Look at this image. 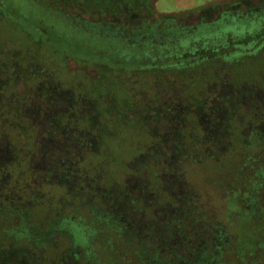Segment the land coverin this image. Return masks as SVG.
Instances as JSON below:
<instances>
[{"label": "rangeland", "instance_id": "1", "mask_svg": "<svg viewBox=\"0 0 264 264\" xmlns=\"http://www.w3.org/2000/svg\"><path fill=\"white\" fill-rule=\"evenodd\" d=\"M92 1L75 0L72 2L73 6L67 7V10L62 14V11L57 8V6H61L62 0H0V20L4 18V21L9 22L6 23V26L0 22V52L8 51L16 46V49L20 52L23 49L26 50L33 47L37 53H45L42 63L48 70L55 71L58 68L57 64L59 66L62 64L67 66V70L62 68V72L64 73V76L61 78L62 80L65 75H69V71L75 73V77L69 79L70 83H64V89L67 88L66 94L69 98L64 105H54L52 108H48L49 101L44 100L42 84H38L37 88L30 89L24 79L20 80V83L14 86L15 88L5 92V102L3 104L0 102L1 111L4 106L14 103L12 101L13 97L18 96L22 98V100H19L21 101L22 111L30 116V126L28 129L35 127V130L39 133L38 139L41 142L39 155L32 160L33 163H45L47 161L44 145H46L47 141L45 132L50 127L48 125L50 115L69 112L68 110L72 108L71 117L68 118V120H71H69L71 123H68L70 126L69 131L72 135L70 140H73L75 136L73 133L86 132L87 127H82V124L79 125L78 121L81 118L84 120L85 113L93 110L94 103L92 99L95 96L91 94L88 101H83L76 98L77 94H74V89L87 87L85 84L87 82L86 76H94L90 67L94 66V69L99 68L107 72V79L111 78V80L119 79L116 77L119 73H129L128 71H130L132 77L134 76L139 81L138 86L140 89L145 88L148 91L146 86L148 80L154 84L157 81H163L166 78V73L181 67L186 62L184 59L187 58H184L179 60L181 64L176 63L173 57L178 54L172 50L165 52L168 59L164 61L155 60L158 58L155 52L151 51V47L143 42L139 45H127L128 43L118 37L111 38L104 36V32H108L109 30L101 27V24H98L96 19H93L92 14L89 12ZM66 6L69 5H63V7ZM153 10L154 19L157 20H181L182 17L186 19V21L184 20L185 24L180 28L168 26L166 32L163 34L164 39L161 38L171 45L174 43L175 48L179 45L183 46L186 48L184 52L191 50L189 51L191 53L195 49L208 48L207 44L205 45L202 42L205 38L210 39V41L216 44L224 43L225 45H229L228 47L230 48H237L238 46L248 48L249 46L264 43V35L262 38L255 40H248L250 38L245 39L246 35L252 33L255 28L249 20L254 16V19L257 20L264 13V0H153ZM227 11H230L231 14L232 12L236 14L224 16L222 12L225 13ZM221 13L223 16L219 20ZM62 15L72 18L73 22L70 23L69 21L62 20ZM236 15L238 17L241 15L249 16V20H247L249 22L246 25L239 24L238 20L233 19ZM79 20L84 21L83 25H87L88 23L86 29L80 27L81 21ZM195 20H198L197 22L200 23L197 25L198 27L193 25ZM151 34L149 35H154V33ZM180 34L184 38L177 41V37ZM12 39H15V42ZM22 40H24V46H21ZM192 41L195 43L190 47ZM152 45H155L158 49L163 46L158 44ZM251 51L249 52L257 54L258 48L255 47ZM152 52L154 58L150 60L147 56L152 55ZM57 53L59 56H67L65 57V63L64 61L58 63L60 57L57 56ZM157 54L162 55L160 53ZM139 67L147 71L142 74L134 73ZM252 67L254 68L252 65L245 76L242 75L243 78L253 80L255 69ZM262 72V76H258H261L260 78H254L263 86L264 68H262ZM172 74H169L171 78ZM240 77L236 76L235 78V74H233L232 81L238 82L241 79ZM61 79L60 81H62ZM195 80L196 77H194ZM201 80H203L202 76L198 82L200 83ZM128 84L130 87L137 86L135 80L130 81ZM154 84H152V87L157 89V83L156 85ZM243 85L244 87L240 90H242V93H246L248 90L247 93L249 95L245 97L252 113L258 112L259 108L264 107V87H256L248 81L243 82ZM121 88L119 86L117 92L122 94L119 95V98L122 99L124 97L123 92L127 91L123 88L121 90ZM39 90L40 92H37ZM251 91L255 93V97H261L262 100L258 99L256 101L255 97V99L251 98ZM79 94L82 96V93ZM126 94L131 101L130 94ZM242 97H244L243 94L240 95V98ZM108 98L114 99L112 95ZM108 98L105 97L104 101L107 102ZM117 103L118 101H115L114 105ZM79 104L85 108V110L83 108L80 110L84 113H80V111L78 114L73 113V111L77 110L75 106ZM117 107H121V102ZM106 119L107 117L105 116L100 117L99 123L101 125L104 124V120ZM73 121L75 123H72ZM60 124L63 125L64 121ZM250 124L244 130V134L246 135L245 143L251 148L248 154L240 153L236 157L235 147L234 149H230L224 157H221V166L214 168L211 162L206 161L200 164V166H196L195 168L197 169L194 168L193 173L190 168V166H193V162L188 161L186 164L184 163L186 165V174L184 173L185 177L183 181L185 189H180L175 195H172L174 196L175 205L169 204V206H172V210L182 207L184 203L189 204L186 211L177 219L180 218L181 221L185 219L187 226L191 224L200 226L205 231V237L210 236L208 234L209 228L214 226L223 232L227 229L228 234L233 236L234 239L235 236H238V239L239 237L245 238L242 246L239 247L235 244L239 256L229 258V261L235 264H238L240 260V264L253 263L250 260L251 256H254V241H257L259 238V231L262 232L264 226V130L255 131L252 128L253 123ZM59 128H62L63 131L67 130L65 126ZM25 131L28 132L29 130ZM255 132L257 133L255 134ZM27 139L30 140V135H27ZM91 139L93 142H99L97 136L95 138L91 136ZM121 141L123 142L122 145L125 146L133 147L137 145L136 141L132 142L129 138H124ZM100 142H102L101 138ZM140 145L142 144L140 143ZM115 146L117 145L113 144L112 146L106 140L104 144L102 143L98 147L93 156L88 157L91 163L100 162L102 164H100L99 168H93L92 173H90L93 179L90 181L91 177H87L88 174H85V183H88L86 189H84L85 186H81L83 184L82 180H79L83 167L78 166V161L80 159L81 162L86 157H82L84 155L82 150L79 155L76 154L80 156L79 159L77 157L74 160V157L70 154L65 162L62 161V164L68 165V169L72 171L71 173H74L68 179L57 178L56 174L29 176L25 175V173H20L23 176L24 189L26 190L27 188L29 192L32 191L30 194H26L24 193L23 186L20 185L19 187L22 189L17 188L13 193V196L16 197L13 208L20 216V219L25 221L27 225V229L24 231L23 247L29 256L28 264H59L57 261L61 259V264H137L136 259L133 256L131 257L129 253L138 254L137 247L139 245L146 252L145 264H157L155 262L157 260L160 264H181L180 261L186 258L183 248L178 251L179 254L177 256L174 255L173 257L164 252L166 243H171L172 245L170 246L174 249L176 248L175 244H179V239L176 238L178 237L177 225L174 223L172 229V225L168 222L171 219L170 214L172 210L168 211V213L157 215V224L151 223L152 219L150 217L152 216L144 210V207L146 206L147 208L151 202H153L154 206L155 202L160 203V198L166 193L167 185L164 182L161 184L159 181H156L157 186L154 188L155 186H153V183H151V180L147 176L143 177L134 173L135 171H132L131 168H134L137 164V157L135 156L129 157L127 158L128 160L124 161V164L130 167L128 170L125 166H117L110 168L111 174L107 170L104 171V166H102L104 165V160L107 165L122 161V153H120L122 151L118 148L115 149ZM7 147L8 145L5 147V150H0V163L8 164L12 168V166L21 162H12L13 157L11 156L10 149ZM48 163L51 164L53 162L49 159ZM42 167L48 169V164H43ZM54 169L58 171L59 167L54 165ZM8 173L6 174L7 176L13 175V168L9 169ZM75 178L78 179V184ZM4 181L5 178L4 180H0V183L4 184ZM54 182L61 185V190L57 186H53ZM183 182L180 181V184L182 185ZM139 185L144 186L143 188L146 190H144L145 199L143 200L140 197L143 202L140 203L141 205L136 203L140 208L135 209L132 201L137 199L138 196L133 190ZM243 196H245L243 201L245 207L255 210L256 214L252 210L241 208L242 203L239 197L242 198ZM79 202L81 205L78 204ZM177 203H180L179 206H176ZM72 208L74 209L72 210ZM235 212H239V215L233 214ZM120 213L122 214L119 215ZM252 216H255V222ZM8 221L10 220H6V222ZM98 221H125L129 228L134 227L136 231L142 233V240L137 244L135 234L129 233L126 236L129 241L127 246L115 249L109 242L108 234H103L100 232L99 226H96V222ZM19 224L20 221L16 222L13 226H19ZM61 224L68 227L71 226L77 230H83L86 232L88 238L85 242H81L77 241V237H72L73 239H70L71 241L67 243L66 249L63 252L65 255H60L61 257L58 259L55 255L53 261L50 260L48 262V256L52 253V250L48 248L50 242V246L54 248L63 246L66 240L63 237H59L58 240L43 241L42 234L37 230L44 229L43 232L49 234L53 228ZM198 226L197 228H199ZM179 227L181 228V226ZM103 236L104 242H102ZM202 237H204L203 234L200 235V238ZM119 242L120 245L121 241ZM259 242L261 243V241ZM203 255L202 257L200 255L198 259L201 258L203 260L206 254L203 253ZM256 255L257 259H259L257 264H264V250H259ZM240 256L243 258L240 259ZM139 264L144 263L141 260Z\"/></svg>", "mask_w": 264, "mask_h": 264}, {"label": "trees", "instance_id": "2", "mask_svg": "<svg viewBox=\"0 0 264 264\" xmlns=\"http://www.w3.org/2000/svg\"><path fill=\"white\" fill-rule=\"evenodd\" d=\"M62 1L64 4L69 5L63 7L64 4L62 2L61 6H57L62 11V14H64L67 7L73 6L72 2L75 0ZM90 4L92 6L89 12L92 14L93 19H96V22L101 24V27L109 30L108 32H104V36L111 38L118 37L128 43L127 45H139L143 42L151 47V51L155 52L156 57H158L155 60L164 61L168 59L165 52L172 50L178 54L173 57L176 63H179V60L184 58H187L184 59L186 62L181 67L166 73V78L163 81H157V89L152 87L154 83L148 80L146 84L148 91L145 88L140 89L138 86L139 81L134 76L132 77L130 71H128L129 73L123 72L125 74L119 73L116 76L119 79L111 80V78L107 79V72L99 68L94 69V66L90 67L94 76H86L87 82L85 84L87 87L74 89L77 99L88 101L91 94L95 96L92 99L94 103L93 110L85 113L86 115L82 114L85 116L84 120L81 118L78 121V124H82L81 126L84 128L87 127V130L84 133H73L75 135L73 137L74 141L70 140L72 135L69 131L70 126L68 123H71V120L69 119V121L68 118L71 117L72 108L68 110L69 112L50 115L48 122L50 127L45 132L47 141L46 145H44L47 163L32 162L39 155L41 142L38 139L39 133L35 130V127L28 129L30 126V116L22 111L21 101H19L22 98L18 96L13 97L12 101L14 103L4 106L3 110L1 109L0 150H5V147L8 145L7 148L10 149L11 156L13 157L12 162L19 163L20 161L21 163L12 166L14 174L8 176L6 174H9V169H12L11 166L0 163V180H4L5 178L4 184L0 183V264H28L27 261L29 260L28 253L24 251L23 247L24 231L27 229V225L25 221L20 219V216L13 208L14 200L16 199L13 196L15 189H22L19 187L20 185L24 189L23 176L20 173H25V175L29 176L56 174L57 178L68 179L74 173H71L72 171L68 169V165H63L62 161L65 162L70 154L74 157V160L77 157L79 159L80 156L77 155L82 150L84 152L82 157H86L83 161L80 162V159L78 161V166L83 167L79 180H82L83 184L81 186H85L84 189H86L88 183H85V174H88L87 177H91L90 181L93 179L92 174H90L93 168H99L100 164H102L100 162L91 163L88 157L93 156L98 147L108 140V143L112 146L113 144L117 145L115 149H121L122 161L107 165L104 160V165H102L104 166V171L107 170L111 174L110 168L117 166H125L128 170L130 167L125 165L124 161L128 160L127 158L129 157L135 156L137 157V164L134 168H131L132 171H135L134 173L143 177L147 176L151 180V183H153V186H155L154 188L157 186L156 181H159L161 184L164 182L167 185L166 193L160 198V203L155 202L156 207L153 202L147 208L146 206L144 207L146 213H150V216H152L150 217L152 219L151 223L157 224V215L168 213V211L170 212L173 209L172 206H169V204L175 205L174 196L172 195H175L180 189H185L183 181L185 177L184 173L186 174V162H193V166H190L191 172L196 166H200V164L206 161L211 162L214 168L221 166V157H224L230 149L236 147V157L240 153H249L251 148L245 143L246 135L244 134V130L250 123H253L252 128L255 131L264 130V107L257 110L260 113H252L245 97L249 95L247 93L248 90L246 93H242V90H240L244 87L243 82L247 81L253 83L256 87H264V85H260L255 79L260 78L262 76L261 73H263L264 43L249 46L248 48L241 46L230 48L228 47L229 45H225L224 43L216 44L210 41V39L205 38L202 42L205 45L207 44L208 48L195 49L191 53L189 52L191 50L184 52L186 48L183 46L179 45L175 48L174 43L171 45L162 39H164L163 34L166 32L168 26L180 28L185 24L184 20L186 21V19L184 17L181 20L171 19L169 21L166 19L167 22H165L166 20L154 19L152 14L154 12L153 0H93ZM222 13L224 16L236 14L234 12L231 14L230 11ZM222 13L219 16V20L223 16ZM260 16L257 20L254 19L255 16L249 20V16L245 15L239 17L236 15L233 18L236 21L238 20L239 24L246 25L250 21L251 25H254L253 32L246 35L245 39L250 38L248 40H255L262 38L264 35V13ZM3 19L0 22L6 26V23L9 22ZM61 19L70 23L73 22L72 18H67L65 15H62ZM79 21H81L80 27L86 29L88 23L87 25H83L84 21ZM197 21H194L193 25L195 27H198L197 25L200 24ZM152 31L154 35L150 36L149 34ZM182 38L184 36L180 34L177 37V41H180ZM12 41L15 42V39H12ZM21 42V46H24V40ZM193 43L195 42L192 41L190 47L193 46ZM152 44L163 46L158 49ZM255 47L258 48V53L252 54L251 50ZM16 48L17 46L8 51L0 52V102L2 104L5 102V92L15 88L14 86L24 79L30 89L37 88V86L42 84L44 100L49 101L48 108H52L54 105L61 106L66 104L69 98L66 94L67 88L64 89V83H70L69 79H73L75 73L68 70L69 75H65L62 80L61 78L64 76L62 68L67 70L66 65L62 64L59 66L57 64L58 68L55 71L48 70L42 63L45 53H37L33 47L26 50L23 49L22 52ZM157 53L162 55L160 56ZM57 56H59L58 53ZM59 57L58 63H62L63 61L65 63V57L67 56ZM147 58L152 60L154 58L153 52ZM252 65L254 66L252 68L255 69L254 72L252 71L255 78L253 77L251 81L250 79L243 78L242 75L245 76ZM146 71L139 67L134 73L142 74ZM169 74H172V78ZM233 74H235V78L236 76H241L240 81L233 82ZM259 75L261 76L258 77ZM80 76L82 75L80 74ZM201 76L203 80L199 83L198 80L201 79ZM194 77H196L195 81ZM132 80L137 82V86L130 87L128 83ZM119 86L127 91L123 92L124 97L122 99L119 98V95L122 94L117 92ZM37 92H40V90ZM79 93H82V96ZM126 93L130 94L131 101L128 99L129 96ZM241 94L244 97L240 98ZM108 95H112L114 99H109ZM250 95L251 98L255 97L253 91H251ZM105 97L108 98L107 102L104 101ZM255 98L256 101L258 99L262 100L261 97L256 96ZM115 101H118L116 105H114ZM120 102L121 107H117ZM7 107L9 108L7 109ZM75 107L77 110L73 111V113L76 114L82 108L85 110L80 104ZM80 113L84 112L80 111ZM261 114L263 117H261ZM103 116L107 117V119L101 125L99 118ZM63 121L64 124L61 125L60 123ZM72 123L75 122L73 121ZM62 126L67 127V130L63 131L62 128H59ZM25 130L29 131L26 132ZM27 135H30V140L27 139ZM91 136H94V138L97 136L99 142H93ZM100 138L102 142H100ZM124 138H129L132 142L136 141L137 145L133 147L122 145L123 142L121 140ZM27 144L29 145L27 146ZM49 159L53 163L49 164ZM43 164H48V169L43 168ZM54 165L59 167L58 171L54 169ZM148 170L150 171L148 172ZM75 181L78 184V179ZM180 181L183 182L182 185ZM141 185L133 190L138 196L137 199L133 200L134 202L132 201L135 209L140 208L136 203L140 204L145 199V188ZM53 186H57L61 190V185H58V183L54 182ZM31 192L27 188L26 190L24 189V193L26 194H30ZM244 197H239L242 203L241 208L252 210L256 214L255 210L245 207L243 204ZM77 199L80 201L79 198ZM78 204L81 205L80 202ZM179 204L177 203L176 206H179ZM187 206L189 207V204L184 203L182 207L172 210L170 214L171 219L168 222L172 225V229L174 223L177 225L178 237L176 238L179 239V244H175L176 248L174 249L170 246L172 245L171 243H166L164 252L173 257L174 255L177 256L179 254L178 251L183 248L186 258L180 261L181 264H235L229 261V258L239 256L236 245L242 246L245 238L239 237L238 239V236H235L234 239L233 236L228 234L227 229L223 232L214 226L209 228L208 234L210 236L205 237V231L200 226L197 225L199 228L192 224L187 226L185 219L183 221L180 218L177 219L186 211ZM154 211L155 213H153ZM233 214L239 215V212ZM252 218L255 222V216H252ZM6 220L10 221L6 222ZM18 221H20L19 226H13ZM162 221H160L161 224H163ZM96 226H99L100 232L108 234L109 242L115 249L127 246L129 241L126 236L129 233L135 234L137 244L142 240V233L136 231L134 227L129 228L125 221H98L96 222ZM179 226L184 228L181 230ZM37 231L42 234L43 241H54L58 240L59 237H63L66 240L63 246L54 248L50 246V242L48 248L52 250V253L48 256V262L50 260L53 261L55 255L57 259L60 258L64 254L63 252L66 249L67 243L73 238L77 237V241L81 242H85L88 238L86 232L83 230H77L64 224L56 226L49 234L43 232L44 229ZM202 234L204 237L200 238ZM258 237V239L256 238L257 241H254V256H251V260L249 258L253 262L252 264H257L259 260L256 257L258 251L264 250V226L262 232L259 231ZM119 241H121L120 245ZM102 242H104V236ZM141 247L140 245L137 247L138 254L129 253L131 257L133 256L136 259L137 264L141 260L144 264L146 263V260H144L147 257L146 252ZM202 251L206 254L205 258H203L204 261L201 258L198 259L200 255L202 257ZM241 258L243 257L240 256ZM57 262L61 264L62 259ZM155 262L160 264L158 260ZM240 262L241 260L238 264Z\"/></svg>", "mask_w": 264, "mask_h": 264}]
</instances>
